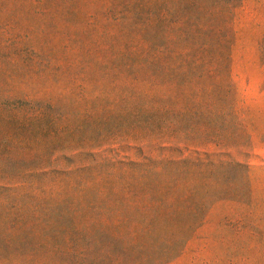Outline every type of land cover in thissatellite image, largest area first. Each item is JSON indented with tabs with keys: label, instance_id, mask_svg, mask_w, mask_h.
<instances>
[{
	"label": "trees",
	"instance_id": "trees-1",
	"mask_svg": "<svg viewBox=\"0 0 264 264\" xmlns=\"http://www.w3.org/2000/svg\"><path fill=\"white\" fill-rule=\"evenodd\" d=\"M33 1L0 0V193L21 196L0 209V264L176 260L212 205L250 195L229 152L246 141L230 77L241 0H96L95 29L115 34L105 47L80 34L77 69L5 37L18 14L85 15L72 0ZM130 141L147 156H106Z\"/></svg>",
	"mask_w": 264,
	"mask_h": 264
},
{
	"label": "rangeland",
	"instance_id": "rangeland-1",
	"mask_svg": "<svg viewBox=\"0 0 264 264\" xmlns=\"http://www.w3.org/2000/svg\"><path fill=\"white\" fill-rule=\"evenodd\" d=\"M65 2L69 5V1L61 3ZM17 3L22 4L25 11H32L36 6L33 0H17ZM71 3L85 15L51 24L49 19L33 23L18 14L9 21L10 29L5 37L19 35L36 39L44 55L52 56L56 65L77 69L75 55L83 57L88 49L81 50L79 35L94 34L97 36L92 41L94 47H105L111 43L109 36L115 34V30L111 23L106 24L105 30L95 29L94 11L100 2L72 0ZM4 24L0 21V33L5 31ZM231 30L230 77L234 85V107L246 141L240 151L229 152L233 160L246 167L250 195L242 202L230 198L212 205L205 222L185 244L181 255L168 264H264V0H241L234 12ZM102 31L104 40L100 38ZM30 38H23L21 42ZM110 151L107 157L115 156L125 162L135 161L140 151L147 156L131 141L116 144ZM10 196L0 193V209L20 206L21 196ZM160 247L173 251L178 246L163 242ZM39 258L40 253L36 252V261ZM82 260L76 254L72 263L86 264ZM45 263L49 264V260Z\"/></svg>",
	"mask_w": 264,
	"mask_h": 264
}]
</instances>
